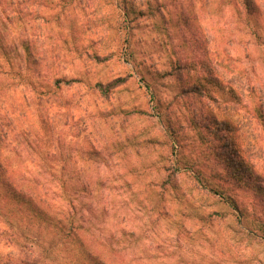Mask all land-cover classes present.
Returning <instances> with one entry per match:
<instances>
[{
	"label": "rangeland",
	"instance_id": "1",
	"mask_svg": "<svg viewBox=\"0 0 264 264\" xmlns=\"http://www.w3.org/2000/svg\"><path fill=\"white\" fill-rule=\"evenodd\" d=\"M245 1L15 0L17 16L6 8L13 25L5 41H29L40 61L37 85L46 88L45 75L64 79L42 113L50 150L60 138L73 154L70 166L105 180L93 199L81 197L83 205L105 208L104 215L84 216L98 236L116 233L125 262L264 264V233L249 223L246 231L206 189H228L250 217L264 221V0H248L249 9ZM77 75L81 82H66ZM117 79L122 84L108 87L107 98L93 90ZM33 99L30 88L0 80L1 136L14 133L8 121L16 131L42 130ZM111 140L124 151L104 153ZM94 151L103 155L80 158ZM167 155L192 172L178 178L172 197L159 191ZM1 160L30 172L35 159L7 148ZM231 168L254 185L256 200L254 190L232 184ZM212 212L221 220H205ZM17 224L0 209V264H34L39 247L31 229Z\"/></svg>",
	"mask_w": 264,
	"mask_h": 264
},
{
	"label": "trees",
	"instance_id": "2",
	"mask_svg": "<svg viewBox=\"0 0 264 264\" xmlns=\"http://www.w3.org/2000/svg\"><path fill=\"white\" fill-rule=\"evenodd\" d=\"M14 1L0 0V80L2 82L5 79L10 81V84L16 85L21 83L30 88L34 98L33 102L36 104L37 112L42 120V130H40L41 132L16 131L13 128V122L8 121L5 127H12L10 131L14 132L9 138V132H4V136H1L4 126L0 125V209L4 215L7 214L9 218L16 221L17 225H24L31 229L34 243L39 247L34 264H43L45 259L51 260V264L54 262L55 264H130L123 259L127 255V248L116 245L117 242H114L116 233L107 232V234L102 233L98 236L95 232L97 229L93 231L94 224L91 227L90 219L84 216V213H88L97 219L104 215L105 208H95L93 204L91 206L83 205L81 197L89 196V199H93L95 193L105 187V180L100 179L98 173L95 174L94 179L91 178V174L86 175L85 170L77 164L70 166L68 161L73 159V154L60 138L50 150L52 143L50 128L47 118L45 119L42 113H46L51 107L54 98H56L54 90L60 89L59 85L64 79L45 75L43 79L46 88H41L33 78L40 61L34 60L30 46L27 44L29 41L12 39L11 44L5 41L6 35L11 34L8 27L13 25V21H8L10 19L9 16H6V8L9 7L14 11ZM25 1L29 2L30 0ZM150 3L151 0H146L147 6ZM249 4L250 2L246 0L245 5L248 6V9ZM125 9L124 7L121 13L127 16L128 12ZM13 14L17 16L16 11ZM18 46L22 47L20 53L15 51ZM44 60L42 59L41 62ZM78 77L79 75L66 82H81ZM121 84L119 79L106 86L96 83L93 90L107 98L108 87L116 88ZM168 123L161 119L159 125L173 133V129ZM221 126L224 131L226 125L222 124ZM5 140L7 145L4 147L2 144ZM172 144L174 145V143L171 142V147ZM7 148H10V152L12 151L17 157L23 153L30 156L31 160L35 159L31 162L33 166H31L30 172H16L8 164L2 162V154ZM107 149L108 151L104 148L102 150L108 155L118 154L124 151L125 144L111 140L108 142ZM102 155V152L98 151L86 152L85 157L80 155V158H87L85 162H91L94 158H99ZM171 156L167 155L164 159L166 164L164 163L159 170L161 172L159 191L162 196L169 197L179 192L178 178L186 177L189 175L188 172H191L185 168L179 170L178 167H175L178 160L172 161ZM37 160L38 163H35ZM226 175L232 184L241 191L254 190L251 199H257L259 194L256 193L254 185L242 176L241 170L231 168L227 170ZM206 189L209 194L214 198L217 197L220 202L232 210L231 218L234 217L239 225L244 227L249 223L248 225L264 233V221L254 216L250 217L244 204L229 195L228 189L218 186ZM164 211L165 209H162L161 212ZM214 216L216 217L215 221L221 220V217H217L220 216L218 212H212L205 220L208 221ZM99 225L98 223L97 226L99 227ZM244 229L249 231V228L244 227ZM250 231L252 230L250 229ZM119 235L121 238L124 236L122 231Z\"/></svg>",
	"mask_w": 264,
	"mask_h": 264
}]
</instances>
